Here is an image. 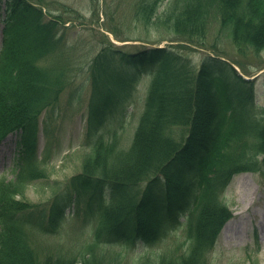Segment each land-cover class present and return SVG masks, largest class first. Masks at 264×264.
<instances>
[{
    "label": "trees",
    "instance_id": "trees-1",
    "mask_svg": "<svg viewBox=\"0 0 264 264\" xmlns=\"http://www.w3.org/2000/svg\"><path fill=\"white\" fill-rule=\"evenodd\" d=\"M5 38L0 49V143L18 133L16 178L0 180V264H74V256L37 249L34 229L52 233L73 199L86 189L98 228L84 264H122L121 252L97 258L102 241L152 243L185 217L186 242L140 264H205L220 228L232 216L223 198L239 172L264 174V112L254 82L217 55L193 63L189 44L204 45L212 21L221 23L237 48L264 50V0H174L169 20L186 43L127 53L112 44L91 60L88 133L92 146L69 186L54 191L48 210L27 201L29 184L46 177L36 152L39 116L58 101L69 63L58 15L46 16V0H0ZM161 0L142 6L145 21ZM151 75L145 108L131 144L120 146L117 129L97 134L99 122L133 97L135 81ZM187 127V135L177 128ZM185 250L180 249L181 245ZM183 246V247H184ZM160 259V260H159ZM135 264V263H133Z\"/></svg>",
    "mask_w": 264,
    "mask_h": 264
},
{
    "label": "rangeland",
    "instance_id": "rangeland-1",
    "mask_svg": "<svg viewBox=\"0 0 264 264\" xmlns=\"http://www.w3.org/2000/svg\"><path fill=\"white\" fill-rule=\"evenodd\" d=\"M152 0H46L43 9L49 16L50 10L59 16L61 32L68 49L63 55L70 61L69 83L60 94V99L55 107L47 109L41 116V133L39 136L38 152L44 159L48 178L39 179L25 191V199L35 203L45 204L53 189L62 188L65 182L82 168L83 155L87 151L86 133L88 130V101L90 98L89 64L104 46L114 41L117 49L126 52L142 50L144 47L154 45L176 44L182 42L176 35L169 14L174 10V0H161L153 13V18L147 22L142 14V6ZM5 13L4 6H0V15ZM51 15V14H50ZM0 22V42L4 37ZM205 48L195 47L188 51L196 66H199L204 54L216 51L229 61L235 62L242 73L248 77H255V99L258 109L264 112V50L255 52L248 50L240 53L234 45L229 31L222 29L221 23L212 21ZM1 46V44H0ZM194 46V45H193ZM71 75V77H70ZM149 83V78H148ZM146 85V84H145ZM141 85H139L140 87ZM146 86L134 90L132 101H127L124 116L119 130L120 141L123 147L129 145L133 139L140 113L144 108ZM118 115H113L104 121L103 126L114 124ZM44 124V126H43ZM45 125L50 129H45ZM188 128L179 126L177 132L187 135ZM17 135H9L4 143L0 144V179L14 178V157ZM49 145V147H47ZM47 149V151H46ZM248 192H255L256 198L252 201L248 212L257 211V214L249 217L248 233L244 244L236 245L234 241L225 238V227L228 224L240 221L239 211L244 206L243 196ZM228 209L233 216L223 228L222 236L217 242V247L209 258V264H264V231L261 230L260 213L264 210V174L260 171L239 172L227 186L225 196ZM68 210V217L62 230L50 236L46 241L51 243L67 244L65 252H76L91 240V234L96 225V219L83 213L84 205ZM79 210L80 213L75 215ZM247 216V214H246ZM83 224L82 226H80ZM260 230L257 235L255 230ZM257 227L259 229H257ZM181 227L169 229L162 239L152 245L141 244L128 247L122 244L101 245L108 251L107 255L102 249H97V258L104 255L107 260L112 251L122 252L124 260L122 264H132L138 261L141 255L150 257L155 253H161L173 245L175 239L182 240ZM63 251V252H64ZM81 257L78 256V259ZM77 264H82L80 261Z\"/></svg>",
    "mask_w": 264,
    "mask_h": 264
},
{
    "label": "bare ground",
    "instance_id": "bare-ground-1",
    "mask_svg": "<svg viewBox=\"0 0 264 264\" xmlns=\"http://www.w3.org/2000/svg\"><path fill=\"white\" fill-rule=\"evenodd\" d=\"M242 196H243L242 201L244 203V206L242 207V210L239 211L240 221L228 224V226L225 228V232L227 233V238L237 243H245L244 240L248 232L247 229L250 222L249 217H252L257 214V211H253L252 213L248 212V209L252 204V201L256 198L255 192H248V194H244ZM260 215L262 216L260 218L259 223L261 225V230L264 231V210H262Z\"/></svg>",
    "mask_w": 264,
    "mask_h": 264
}]
</instances>
